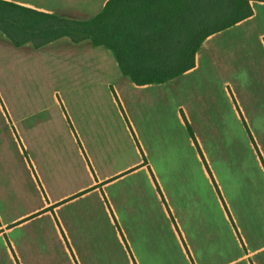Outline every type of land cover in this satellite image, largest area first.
<instances>
[{
  "label": "crops",
  "instance_id": "obj_1",
  "mask_svg": "<svg viewBox=\"0 0 264 264\" xmlns=\"http://www.w3.org/2000/svg\"><path fill=\"white\" fill-rule=\"evenodd\" d=\"M0 1L86 22L110 0ZM252 7V18L204 42L193 70L160 86H136L105 47L67 37L17 47L0 28V264H141L126 228L142 214L136 199L148 182L164 201L153 162L164 158L169 172L181 110L189 118L197 108V87L250 67L238 47L254 46L242 26L264 4ZM257 41L264 47L263 34ZM251 206L256 215L260 201ZM164 213L150 220L146 240L158 223L164 231ZM253 230L263 235L264 225ZM252 253L237 264H264V249Z\"/></svg>",
  "mask_w": 264,
  "mask_h": 264
},
{
  "label": "rangeland",
  "instance_id": "obj_2",
  "mask_svg": "<svg viewBox=\"0 0 264 264\" xmlns=\"http://www.w3.org/2000/svg\"><path fill=\"white\" fill-rule=\"evenodd\" d=\"M257 12L242 26L254 46L249 52L238 47L245 55L241 61H250V67H240V78L237 71L229 72L225 86L220 82L202 91L198 86L197 108L189 118L181 110L184 126L174 130L177 152L169 172L164 158L153 162L164 201L147 182L136 199H143L142 214L126 225L141 264H237L264 249V233L251 232L252 222L264 225V47L257 41L264 35V12ZM182 103L188 106L189 97ZM257 201L255 215L251 205ZM163 207L164 231L158 223L157 235L146 240V226L162 215Z\"/></svg>",
  "mask_w": 264,
  "mask_h": 264
},
{
  "label": "trees",
  "instance_id": "obj_3",
  "mask_svg": "<svg viewBox=\"0 0 264 264\" xmlns=\"http://www.w3.org/2000/svg\"><path fill=\"white\" fill-rule=\"evenodd\" d=\"M252 2L264 0H110L79 22L0 1V28L17 47L29 41L40 49L65 37L105 47L136 86H160L194 69L211 36L252 18Z\"/></svg>",
  "mask_w": 264,
  "mask_h": 264
}]
</instances>
